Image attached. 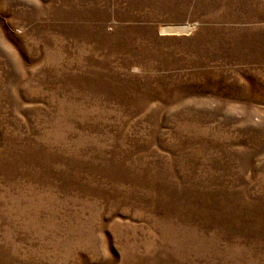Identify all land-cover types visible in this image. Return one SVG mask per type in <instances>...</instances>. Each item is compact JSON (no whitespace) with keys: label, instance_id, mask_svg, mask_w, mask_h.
Wrapping results in <instances>:
<instances>
[{"label":"rangeland","instance_id":"rangeland-1","mask_svg":"<svg viewBox=\"0 0 264 264\" xmlns=\"http://www.w3.org/2000/svg\"><path fill=\"white\" fill-rule=\"evenodd\" d=\"M0 264H264V0H0Z\"/></svg>","mask_w":264,"mask_h":264},{"label":"bare ground","instance_id":"bare-ground-1","mask_svg":"<svg viewBox=\"0 0 264 264\" xmlns=\"http://www.w3.org/2000/svg\"><path fill=\"white\" fill-rule=\"evenodd\" d=\"M175 27V26H174ZM180 29H175V28H167L166 31H179Z\"/></svg>","mask_w":264,"mask_h":264}]
</instances>
